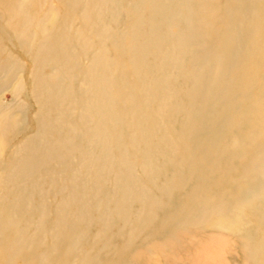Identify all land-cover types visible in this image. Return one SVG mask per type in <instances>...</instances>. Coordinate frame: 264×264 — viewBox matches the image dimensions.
I'll use <instances>...</instances> for the list:
<instances>
[{
    "label": "rangeland",
    "instance_id": "1",
    "mask_svg": "<svg viewBox=\"0 0 264 264\" xmlns=\"http://www.w3.org/2000/svg\"><path fill=\"white\" fill-rule=\"evenodd\" d=\"M0 264H264V0H0Z\"/></svg>",
    "mask_w": 264,
    "mask_h": 264
},
{
    "label": "bare ground",
    "instance_id": "2",
    "mask_svg": "<svg viewBox=\"0 0 264 264\" xmlns=\"http://www.w3.org/2000/svg\"><path fill=\"white\" fill-rule=\"evenodd\" d=\"M248 79V78H247ZM220 197V196H219Z\"/></svg>",
    "mask_w": 264,
    "mask_h": 264
}]
</instances>
